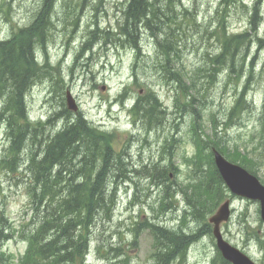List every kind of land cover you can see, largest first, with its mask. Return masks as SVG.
Returning a JSON list of instances; mask_svg holds the SVG:
<instances>
[{"label": "rangeland", "instance_id": "374dc122", "mask_svg": "<svg viewBox=\"0 0 264 264\" xmlns=\"http://www.w3.org/2000/svg\"><path fill=\"white\" fill-rule=\"evenodd\" d=\"M95 1L90 0L87 5ZM104 1V8L112 16L117 14L123 0ZM182 2L183 6L178 8L179 15L176 18H180L182 13L189 14L191 19L197 21L198 26L193 27V23L192 25L185 23L183 39L180 36V29L175 34L166 35L164 31L163 36L164 38L170 37V42L177 43L176 46L182 54V64L188 72L197 68L208 69L206 74L216 79L213 86L206 84V89L197 95L198 100L189 104L186 102L188 93L186 97H181L185 91L180 84L186 87L188 86L184 83L186 81L182 82L174 77L160 78L153 74V71L145 74L144 69L134 63L131 50L124 51L120 43L107 39V37L99 38L96 35L92 38V42L110 41L105 46H101V43L97 44L90 54L84 53L89 36L86 37L87 40L83 37L87 34H76L71 41L64 43L59 39L58 47L53 44L54 34V36L46 37L48 46L51 50L54 48L51 51V57L47 56V58L40 52L39 46L34 47V52L39 54L38 60L44 65L40 71L42 74L30 79L26 100L30 117L36 123L35 129L40 130L29 135L26 142L21 144L20 149L24 155L29 157L32 154L38 160L42 159L43 153L40 152L42 147L38 146L36 140L40 139L45 148L49 141L56 138L58 132L62 130L64 122H58L50 125V128L42 135L40 134L41 126L38 124H42L52 113L60 110L61 98L66 95L67 91L78 98L88 120L93 124L100 122L104 124L102 129L112 134L115 139L112 146L114 153L121 155L120 163L116 162L119 160L117 158L116 161L107 162L109 172L106 175L103 189L105 188L107 197L111 201L112 190L115 188V201L109 203L104 212L97 209L94 214V223L90 227L88 236L89 253H87L86 264H154V239L151 232L144 228L147 222L170 230L180 225L183 233L189 236L194 234L199 227H204L200 239L191 245V248L189 247L186 264H214L217 260L218 250L215 241L211 235L206 233L203 225L208 223L209 216L205 221H197L188 215L183 223V209L186 207L183 203L184 199L182 197H177L176 200L171 199L169 193L178 190L180 183L189 184L191 180L192 173L184 158L194 153L192 135L189 131L195 117L200 116L203 119L204 128L207 129L206 133L210 134L212 131L211 115L214 114L219 139L228 141L233 147L238 145L241 150L248 153L256 151L253 149L256 145L251 140V136L257 133V121L261 117L264 99V45L257 42L249 52L250 55L244 51L246 50L245 44L241 46L242 54L234 58L243 66L240 71L232 73L234 66L229 67V64L225 63L224 66L220 64L216 70L213 69L214 72H210L212 65L206 59L208 58L206 52L220 54L221 45L216 42L214 36L209 35L215 30V25L208 28L202 19L206 18L209 21V18H212V11L220 5L228 7L229 15H231L228 20V32L239 34L247 30L250 22L252 12L249 11L248 6L260 2L264 15V0H237L231 4H226L223 0H182ZM32 5H34V0H0V42L7 41L13 36L12 27L16 26L18 20L25 23L23 21H26L28 17L32 19ZM85 12H83V22L86 30H91L95 23L104 29L114 24L101 14L92 12L85 14ZM56 15H54V22H57ZM166 25L167 23L163 27H167ZM146 31L149 29L144 30L142 23L137 28V34L139 36L143 34L142 44L145 51L148 49L154 53L152 61H156L160 58L156 52L159 45L150 38ZM209 38L215 40H212L213 46L208 44L207 39ZM259 38L264 39V24L259 31ZM107 50H111L107 52L108 61L96 60V65L89 73L88 67L92 64L89 59L92 54L97 56ZM49 64L53 69H49ZM136 74L139 83L135 82ZM229 74L245 75L236 79L235 75L231 78ZM250 82L258 83V88L261 90L255 97L249 99L251 104L241 111L238 119L232 118L230 111L238 100V92H240L238 89L243 86L247 87ZM50 86H54L56 93L47 91ZM151 90L161 100L159 110H165L166 113L160 116L159 122L142 120L138 113L134 115L133 110H128L123 106L124 97L135 101L143 98L141 96H147ZM41 96H43L42 99L55 96L59 100L58 109L55 107V111L52 112V106L49 105L45 110L51 109L52 113L41 112L37 107L43 100L36 101ZM133 101H129L127 105L130 107ZM184 103L189 107L185 108ZM178 104L183 106L179 108L180 110L177 108ZM199 104H202L203 108ZM3 105L7 107V102L3 101L1 108ZM198 111L200 115L196 114ZM172 138L179 140L175 143V147L172 145ZM9 139L1 123L0 162L5 156V148L10 146ZM170 148H172V154H170ZM98 159L101 160L94 172H97L103 164V159ZM61 162L58 161L59 164ZM112 162H114L113 166ZM73 163L76 162L69 161L65 164L64 180L69 183H82L83 187H86L84 179L87 177H77ZM156 166L159 170H166L169 182L175 188L174 191L168 192V195H165V189L159 186L157 180L146 175L148 171L152 174ZM1 167L0 164V223H4L5 215L7 224L4 226L11 225L13 229L21 230L28 225L30 202L28 187L30 184L34 186L33 174L29 170L5 172ZM55 168L53 170L57 169ZM258 176L264 184V167L259 169ZM52 181L55 180L52 179ZM64 194L66 192H63ZM162 202H164L163 206H161ZM231 204L234 211L232 217L221 227L224 238L232 246L250 256L257 264H264V223L260 218L259 204L237 196L233 197ZM138 230V236L136 237V233L132 236L131 232H138ZM4 232H9V230ZM7 235H12V239L3 243L1 252L20 256L26 250L27 243L16 233L9 232Z\"/></svg>", "mask_w": 264, "mask_h": 264}, {"label": "bare ground", "instance_id": "6f19581e", "mask_svg": "<svg viewBox=\"0 0 264 264\" xmlns=\"http://www.w3.org/2000/svg\"><path fill=\"white\" fill-rule=\"evenodd\" d=\"M90 0H34L33 7V16L32 19L28 17L26 21H23L25 23H22V20H18L16 23V26L12 27V35L16 38L19 37L18 41L15 42V48L19 53H22L24 49H27V47L33 48L31 60L34 62H37L39 64V69L42 70L43 65L38 59L39 54L38 52H34V47L39 46L40 52L47 58L51 57V51L54 50V48H50L48 46V40L46 41V37L48 36H54L53 44L54 46H59L57 44L58 40H62V42L71 41L76 34L78 35H85V37H88L85 40L86 43H88L87 48L85 49L87 54H90L93 52V48L98 44V42H92L91 39L95 38L97 35L99 38L107 37V39L114 40L116 43H120L121 49L124 51L131 50L133 52L132 58H134V63L139 65L144 69V73H148L153 71V74L157 75L160 78H176L183 81L188 86H182L186 90L181 97L187 96V103L194 102L197 99V95L204 91L206 89V84L208 86L214 84V81L216 79H213L210 74L209 76L206 74L208 73V69H202L197 68L194 71L188 72V70L183 66L182 64V54H180V50L176 46L177 43L166 42L167 36L164 38L163 33L164 31L167 34H175L177 33V30L180 29V36L183 39L184 34V24L190 23L193 27L198 26L197 21L194 19H191L186 13H182L180 18H176L179 14L178 8H181L183 6L182 0H123L121 2V8L118 10L117 14H113L112 16L109 15L108 10L104 8L105 1L104 0H96L93 4H88ZM237 0H223L226 4L234 3ZM11 4L9 5V7ZM249 11H251L250 16V22L248 25V28L246 31L239 33V34H229L228 32V20L230 19L231 15H229V9L228 7H222L220 5L217 9H210L212 11V18H209V21L206 18H203L202 21L207 25V27H211V25H215V30L209 33L210 36H214L216 42L221 45V53H223V45H225L227 42H229L230 39L237 37V36H244L246 39L245 48H246V54L250 55V51L253 49V47L256 45V43L259 40V31L261 29V26L264 24V15L262 12V8L260 5V2H255L251 6H248ZM257 10H261L260 12H257ZM182 10V9H180ZM209 10V11H210ZM84 11L86 12H92L93 14H101L105 16L104 18L109 19L110 21H113L114 24L109 26L107 29L101 28L98 23L94 24V27L91 28V30H86V25L84 26L83 17H84ZM183 11V10H182ZM85 12V14H86ZM56 15V21L54 15ZM165 15H168L170 18L167 21V27H163L161 24H155L159 23ZM258 15V18L255 17ZM130 19V20H129ZM137 20L138 22L132 21ZM139 20L144 21L139 22ZM162 22V21H160ZM22 23V24H20ZM58 23V25H57ZM142 23L143 29H153L146 31L150 38L154 39L156 43L159 45L156 49L157 54H159L160 58L156 61H152L154 53L149 51L148 49L145 51L143 46V34L139 37L137 42H134L131 38V35L133 34L131 31L132 24H138L137 28H139L140 24ZM214 23V24H213ZM19 25V26H18ZM156 25V26H155ZM171 25V27H170ZM33 28H39L41 30V35L38 37L35 36H28L27 34L30 32L28 30H32ZM125 28V30H124ZM103 30V32H101ZM28 31V32H27ZM136 31V30H134ZM126 32V33H125ZM54 34V35H53ZM44 37L42 38V36ZM163 36V37H162ZM65 40V41H64ZM214 39H207L208 44L213 46ZM214 40V41H215ZM106 42L101 43V46H105L109 43L108 40H105ZM85 43V44H86ZM86 46V45H84ZM85 48V47H84ZM25 51V50H24ZM111 50L102 51V54L95 56L96 54H92L89 61L92 63L88 67V72H92V67H94L96 64V60L100 59V61H108L109 53ZM105 53V54H104ZM215 54L211 52H206V55H208L207 60L210 61L212 65V69L210 72H214L218 68V65H220V61H217V58L222 54ZM67 55V54H66ZM95 56V57H93ZM51 59V58H48ZM23 64L30 61V58H22L21 60ZM227 62L229 65L234 66L232 68V73L238 72L242 69V64L240 62L235 61V59L230 55L228 57ZM150 64V65H149ZM85 67V66H84ZM142 70V68H140ZM137 69V67H136ZM83 71V70H82ZM60 72V71H59ZM36 74L40 75L41 72H37ZM235 78L238 79L245 74H234ZM234 75L229 74V76L232 78ZM135 82L139 83L137 74L135 75ZM31 83V80L28 76H23L18 81V86L23 88V86H26L27 84ZM183 85V84H182ZM211 87V86H210ZM246 90V97L247 99L253 98L256 96V94L261 90L258 88V83H248ZM3 88H0V105L3 104V101L8 102L10 101V98L6 90H2ZM190 89V90H189ZM23 90V89H22ZM48 92L52 93L54 90V86H50V88L47 90ZM17 92V91H16ZM29 93L28 88H25V90L22 92L21 98L23 100L22 106L18 108V110H13L12 112H9L7 114L4 113L5 108H7L5 105L0 106V121L3 123L5 127L6 136H10L9 133H12L15 131L17 134H20L21 136L28 137L32 133H34V130L38 131L40 129H35L36 123L33 122L32 118L30 117V110L27 104V95ZM38 93V91H37ZM36 93V98L38 97V94ZM151 95L154 96V98L158 101V103H161V100L159 96L153 91L151 92ZM54 97V98H53ZM43 98L41 96L39 99H36V101H40ZM144 98V97H143ZM43 101L39 102V110L41 112H44L46 114L52 113L55 111V107L57 108V104H59V100L52 96L49 99H42ZM129 101L133 100H125L124 107L128 110L137 111L136 109H141L142 104H139L138 101H133L132 105L129 107L127 104ZM138 102V103H137ZM54 103V104H52ZM253 104V102H252ZM49 105L52 106L53 110L46 111L45 108ZM138 106V107H137ZM140 106V107H139ZM143 106V105H142ZM201 108H203L202 104H199ZM124 108V109H125ZM58 109V108H57ZM126 110V109H125ZM203 110V109H202ZM196 114L200 115V112H196ZM13 117L11 120L9 117ZM9 121V122H7ZM66 121V122H65ZM86 122L87 126L90 128H96L100 131L105 132L103 127V123L99 124H93L90 120L87 119L85 116L82 105L80 104L77 97L72 95V93L66 94L64 97L61 98L60 103V110H58L55 113H52L50 117H48L45 121L42 122V124H38L41 126L40 134H44L45 131H47L50 128V125H55L58 122H64L63 123V133L61 130L59 131L61 133L60 138H58V141L62 142L63 150L64 152H68L72 150V155L70 156L69 161H75L76 163H73V166L77 167L79 166L78 163H81L80 166L83 172L85 170H94L96 171V166L100 162L101 159H96L93 155V150H107V145L104 143H97L91 139L88 138L89 134L87 132V128L80 127L77 129L75 126L79 122ZM200 122V123H199ZM211 133H206V130L204 127L205 122L200 117L196 118L195 122H192V126L190 128L189 133L192 135L194 134V131H197L198 129L201 130L203 133L202 138L207 143L208 146H211V141L219 140L218 137V128L217 123L213 117H211ZM0 123V124H1ZM9 123V124H8ZM258 124V132H263L264 129V121L262 119H259L257 121ZM101 125V126H100ZM110 134V133H107ZM111 135L110 140V146H113V143L115 141L114 137ZM45 136V135H44ZM59 134H57V137ZM179 140H176L174 138L171 139L173 147H175V143ZM41 140L38 142V146L42 147L40 148V152L44 154L45 148H43V144H41ZM60 142V143H61ZM13 144L10 145L9 149L11 150L9 155L4 159V168L5 172H19L20 170L28 171L29 167L31 169H36L32 167L30 162L31 156H25L23 151L21 149H17L16 146L14 147ZM6 149V148H5ZM24 149V148H23ZM25 150V149H24ZM204 152V151H202ZM201 152H194L192 155H197ZM16 154V155H15ZM100 158V157H97ZM78 162V163H77ZM65 164H68L66 162ZM31 165V166H30ZM37 167V171H39V167ZM30 171V170H29ZM100 171V169L98 170ZM97 171V172H98ZM164 174H166V170L164 169ZM169 177V175H167ZM41 179V178H39ZM193 180H190L189 184L192 183ZM68 181H65L64 186L68 185ZM159 186L164 188V192H171L174 191L175 188L170 184L169 180L167 178H161V180H158ZM59 187V185H58ZM60 188V187H59ZM61 189V188H60ZM169 196L176 200L177 197H182L183 203L186 204V207L189 208L187 204H189L188 197L184 195V190L182 188L181 183L179 184L178 190L169 193ZM180 225L176 226V229L170 230L172 232H180ZM204 227H199L195 230L194 234H191L190 240L188 242V245H193L196 243L202 234ZM5 233L0 232V236L4 237ZM189 246V247H190ZM191 248V247H190ZM190 248L187 249L185 256L183 259L176 258L175 262L173 264H186L187 262V253L190 250Z\"/></svg>", "mask_w": 264, "mask_h": 264}, {"label": "trees", "instance_id": "16d2710c", "mask_svg": "<svg viewBox=\"0 0 264 264\" xmlns=\"http://www.w3.org/2000/svg\"><path fill=\"white\" fill-rule=\"evenodd\" d=\"M255 10L259 12V10ZM255 17L258 18V15ZM169 19L170 17L165 15L160 20L162 22L158 21L159 23H155L164 26ZM132 21L138 22L133 19ZM141 21L142 20H139V22ZM137 25L138 24H132L130 31L133 33L131 38L134 42H137L140 37L137 34ZM147 28L149 29V27ZM41 30L42 29L39 28H33L32 30H28L30 35L29 33L27 35L29 37H38L41 35ZM43 37L44 35L42 38ZM18 39L19 37L16 38L12 36L9 40L0 42V88H3L2 90L5 89L8 95H10V101L7 102L8 108L4 110L5 114L13 110L16 111L22 106L23 100L20 93L22 94L25 88H28L29 84L23 86V88L19 87L18 81L20 78L28 76L31 79L38 75L36 74L37 72L41 71L39 69V64L31 60L33 48L27 47L22 53L17 51L15 42L18 41ZM165 39L167 40L166 42H170V37ZM245 43L246 39L244 36H237L230 39L229 42L223 45V53L225 52V54L221 53L222 55L217 58V61H220L219 64L224 66L225 63H228L227 60L230 55L235 58L236 55L242 54L241 46ZM258 43L264 45V39L259 38ZM244 51L246 52L245 49ZM24 57L30 58V61L23 64L21 60ZM225 59L226 61L224 62ZM246 90L247 88L245 86L231 114L233 113V115L239 117L241 111L244 110L246 106ZM138 102L143 105H140V110L139 108L136 109V112L142 120L147 119L149 121L159 122L161 119L160 116L166 114L165 110H159L161 104L158 103L151 93L144 98H138ZM177 106L178 109L183 107L180 104ZM9 118L11 120L13 117L11 116ZM196 118L197 117L193 119V122L196 121ZM262 120L264 121V112ZM73 127L77 129L80 127L87 128L89 139L107 145V150H93L94 157L103 159L102 167L99 172H96V180L94 181L92 179L94 170L88 169L83 172L80 166L81 163L77 162L79 166L76 167L75 174L77 177H87L84 179L86 181V187H83L82 183L75 184L72 182L64 186V166H66V162H69L68 158L72 155V150L64 152L62 142L58 141V138L61 136L60 132H58V137L56 136V138L49 141L48 145L45 147L42 159L38 160L36 156H32L31 154V165L36 168L31 169L29 167L34 179V187L31 189V193L34 199V205L36 207L35 213L38 221L35 226V242L27 260V264H84L89 245L88 234L90 227L93 225L92 223H94V214L97 209H101L102 212H104L109 206V203L115 201V188L112 190L113 194H111V201L107 197V193L104 190L105 188L103 189L106 175L109 172V167L107 169V162L110 160L116 161L117 158L119 160L116 162L120 163L121 159V155L115 154L112 150L113 148L110 146L111 135L96 128H90L87 126V123L83 121L77 123ZM197 131H194L197 142V152L201 153L197 154V159L194 163L196 177L190 184L184 186L181 184L184 195L188 197L190 202L187 204L189 208L186 207V210H184L183 223L188 215H190V218L193 217L197 221H205L207 217L215 211L227 194V189L213 164V157L210 151H208L207 143L198 135ZM61 132L63 133V129ZM34 133H37V131L34 130ZM28 137L21 136L15 131L10 133L9 136L11 143L14 147L16 146L17 149H20L21 144L26 142ZM36 141L38 143L40 139ZM40 143L42 144V142ZM211 147H215L228 160L239 164L256 176L258 175L259 169L264 167V129L263 132H260L259 139L256 142V148H253L256 151L250 152L251 154L241 150L239 146L230 147L229 144L222 139L211 141ZM58 161L63 162L59 164ZM113 163L114 162H112V166ZM36 166L39 167V171H37ZM54 168L56 170H53ZM146 175L153 180H157V182L164 177L169 180V177L164 174V169L159 170L158 166L154 167L152 174L148 171ZM52 179L55 181H52ZM63 192H66V194H64L66 195L65 197ZM165 193V195H168V192ZM163 204L164 202H162L161 206H163ZM203 225L206 228V233L211 235V225L208 223H204ZM144 227L148 228L155 238L156 253L153 255L155 259L154 264H173L176 258H184L190 246L188 245L190 237L183 233L182 227L180 228V232H172L167 228L150 222H147ZM0 232L2 233V231ZM1 238L0 236V239ZM214 264L229 263L223 260L221 255L218 254Z\"/></svg>", "mask_w": 264, "mask_h": 264}, {"label": "water", "instance_id": "95a60500", "mask_svg": "<svg viewBox=\"0 0 264 264\" xmlns=\"http://www.w3.org/2000/svg\"><path fill=\"white\" fill-rule=\"evenodd\" d=\"M215 163L219 172L234 195H238L260 203V214L264 221V186L260 181L242 167L228 162L222 155L215 151ZM229 201L223 203L209 222L214 225L213 236L222 257L232 264H255L247 255L224 240L220 225L230 216Z\"/></svg>", "mask_w": 264, "mask_h": 264}]
</instances>
